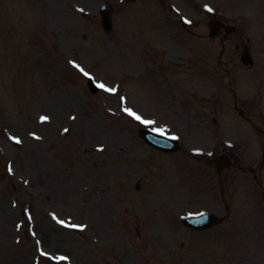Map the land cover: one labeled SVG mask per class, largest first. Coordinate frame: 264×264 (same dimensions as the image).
Returning <instances> with one entry per match:
<instances>
[{
    "label": "rangeland",
    "instance_id": "1",
    "mask_svg": "<svg viewBox=\"0 0 264 264\" xmlns=\"http://www.w3.org/2000/svg\"><path fill=\"white\" fill-rule=\"evenodd\" d=\"M103 1L0 0V264H264V0H105L108 32ZM209 8L235 26L224 40ZM202 211L221 222H180Z\"/></svg>",
    "mask_w": 264,
    "mask_h": 264
},
{
    "label": "water",
    "instance_id": "2",
    "mask_svg": "<svg viewBox=\"0 0 264 264\" xmlns=\"http://www.w3.org/2000/svg\"><path fill=\"white\" fill-rule=\"evenodd\" d=\"M101 15H102L103 27L108 28L109 27V18L107 16V10L104 7L101 8ZM215 32H216V28L214 29V31H212L211 35L213 36L215 34ZM242 60L244 62H247L248 57H247L246 53H244V55L242 56ZM88 87L92 92L95 91V88L93 87V85L90 81H88ZM139 135L147 143L154 145L158 149L165 150V151H172L175 148H177L175 141L170 143V141L166 140L165 138L156 136V135H154L151 132H148L146 130L140 129ZM216 164L219 166V164L217 162H216ZM204 214H205V216L202 219L199 218V216L190 217L188 219H184L183 223L185 225L191 227V228H194V229H203V228H206V227L211 226L214 223H216V218L212 214H210V213H204Z\"/></svg>",
    "mask_w": 264,
    "mask_h": 264
},
{
    "label": "bare ground",
    "instance_id": "3",
    "mask_svg": "<svg viewBox=\"0 0 264 264\" xmlns=\"http://www.w3.org/2000/svg\"><path fill=\"white\" fill-rule=\"evenodd\" d=\"M178 187H177V185L176 184H172V183H170V184H164L162 187H161V189H158V191L160 192H162V193H167L168 194V196H169V199L171 198L170 197V195L177 189ZM162 198V197H161ZM173 201L175 202V204H173V205H175V206H177V207H179L178 205H177V200L175 199V198H173ZM141 205H144V203H141ZM136 208H138L137 206H136ZM166 212V209L165 208H162V209H160L157 213H156V215L155 216H153V217H151L152 219H151V221H149V222H146V220H144L143 222H146V224L144 225V229H148V236H149V234H151V235H155L156 233H159V234H161V235H159V236H161V237H165V232L163 231V233L162 232H156L155 234L153 233V232H155V230L157 229V226H158V224L159 223H161V221L163 220L162 218H161V215H162V213H165ZM165 228H166V230H169V227H166L165 226ZM141 245L143 246V248L145 247V243L144 242H141Z\"/></svg>",
    "mask_w": 264,
    "mask_h": 264
},
{
    "label": "snow or ice",
    "instance_id": "4",
    "mask_svg": "<svg viewBox=\"0 0 264 264\" xmlns=\"http://www.w3.org/2000/svg\"><path fill=\"white\" fill-rule=\"evenodd\" d=\"M208 11L211 12L212 9L209 8ZM73 66L79 68V70H80L81 72H83V74H84L86 77L89 75L87 72H84V70H83L82 68H80L79 65L73 64ZM96 86H97L98 88L104 89L105 91H108V92H115V91H116V89H114V88H108V87H106L104 84H97ZM126 111L128 112L129 115L134 116L135 119H137V120H141V117H139L138 115H136V114H135L134 112H132L131 110H127V109H126ZM47 119H48L47 117H41V120H47ZM141 122L144 123V124H153V123H154V121H143V120H141ZM64 131L67 132L68 129H65ZM153 131H154L157 135H160V136H164V135H165V132H164L163 129L155 128V129H153ZM168 138H169V139H172V140L177 139V137H175V136H171V137H168ZM16 142L19 143L20 141H19V140H16ZM10 170H11V169H10ZM198 216H199V218L202 219V218L205 216V214H204V213H199ZM54 218H55V217H54ZM58 222L61 223V224L64 223L63 221H58ZM71 227H73V228H81V229H82L83 226H79V225H71ZM41 254H42V255H47L46 253H41ZM58 259H59V260H66L67 258H66V257H59Z\"/></svg>",
    "mask_w": 264,
    "mask_h": 264
}]
</instances>
